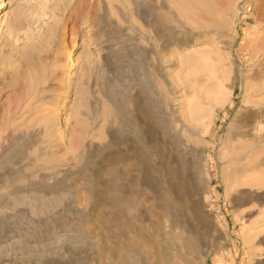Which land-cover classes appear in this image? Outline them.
Listing matches in <instances>:
<instances>
[{
    "label": "rangeland",
    "instance_id": "rangeland-1",
    "mask_svg": "<svg viewBox=\"0 0 264 264\" xmlns=\"http://www.w3.org/2000/svg\"><path fill=\"white\" fill-rule=\"evenodd\" d=\"M167 102L210 129L193 233ZM0 264H264V0H0Z\"/></svg>",
    "mask_w": 264,
    "mask_h": 264
},
{
    "label": "bare ground",
    "instance_id": "bare-ground-1",
    "mask_svg": "<svg viewBox=\"0 0 264 264\" xmlns=\"http://www.w3.org/2000/svg\"><path fill=\"white\" fill-rule=\"evenodd\" d=\"M156 69L157 72L163 73L159 65H156ZM163 81L167 83L165 77ZM130 91L133 94L137 93L134 89ZM167 104L165 108L161 109L162 111L147 108L146 112L159 115L157 121L150 126L152 139L163 147L166 160L165 172L172 180L170 184L172 195H178V202L183 203L186 208L182 214L172 211L174 216L172 226L178 225L177 229L180 232L193 233L195 230L199 231V217L201 218L199 213L202 209L201 194L209 187L210 182L208 158L203 146H199V137L201 140H205L210 129H200L199 117H190L191 113H181L172 104L168 102ZM240 112L241 108L238 109L233 120ZM169 115H172L171 119H169ZM250 123L245 121L244 127L250 129V134L253 136V132L251 133L253 125Z\"/></svg>",
    "mask_w": 264,
    "mask_h": 264
}]
</instances>
